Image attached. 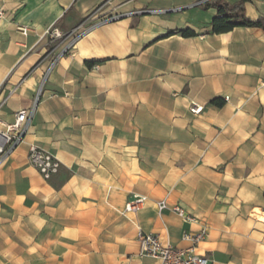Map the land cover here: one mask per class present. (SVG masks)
I'll return each mask as SVG.
<instances>
[{"label":"crops","instance_id":"obj_1","mask_svg":"<svg viewBox=\"0 0 264 264\" xmlns=\"http://www.w3.org/2000/svg\"><path fill=\"white\" fill-rule=\"evenodd\" d=\"M197 1L0 0L4 121L44 79L24 141L0 167V264H159L142 255L139 229L186 248L183 232L201 225L196 252L209 264H264V31L212 33L215 0ZM244 13L264 15V0H246ZM110 15L48 70L67 40L46 30ZM30 144L60 161L49 179L28 161ZM134 196L147 200L124 213Z\"/></svg>","mask_w":264,"mask_h":264},{"label":"built area","instance_id":"obj_2","mask_svg":"<svg viewBox=\"0 0 264 264\" xmlns=\"http://www.w3.org/2000/svg\"><path fill=\"white\" fill-rule=\"evenodd\" d=\"M208 0H198L196 4H205ZM150 11V10H149ZM1 15V13H0ZM119 15H110L100 18L93 24H86L85 21L70 32L63 35L57 29L46 30V34L49 35L51 40L63 39L67 40L65 45L61 48L59 53L52 59L50 63V70L56 61L67 53L76 41L87 31L94 28L97 25L107 23L115 20ZM23 34L27 33L26 27H19ZM44 81V79H43ZM42 83L40 84L35 99L32 105L27 109H21L13 113V119L10 122L4 121L1 117L3 106L6 102L7 97L0 98V167L9 159V157L15 152L18 146L24 141L25 135L30 127L36 105L38 102L39 95L42 89ZM258 87H264V79H262ZM224 100L227 101L228 97L225 96ZM189 112L196 115L199 114L203 106L195 103H191L189 106ZM28 161L33 165L36 170L40 173L43 179H49L52 175L58 172L60 167V161L50 151L36 145L30 144L28 147ZM146 196H134L128 200L125 205L123 212H136L141 209L145 201ZM156 208L158 212L163 211L167 208L166 200L161 199L156 202ZM178 216L189 222H194L195 217L185 214L182 207L175 205L171 208ZM208 235L207 225H201L197 231H184L182 239L188 241L190 245L186 248L174 247L168 243H163L159 236L153 233L143 232L140 229L137 233V239L141 245V253L144 256L155 258L159 261V264H209V259L200 255L196 252V248L200 242H202Z\"/></svg>","mask_w":264,"mask_h":264},{"label":"trees","instance_id":"obj_3","mask_svg":"<svg viewBox=\"0 0 264 264\" xmlns=\"http://www.w3.org/2000/svg\"><path fill=\"white\" fill-rule=\"evenodd\" d=\"M245 1L239 0L236 3L230 4L215 0L211 4H206V6H213L217 10V15L211 21L210 32L216 34L226 33L237 26L257 27L264 31V15L255 19L247 17L244 13ZM179 32L184 37L195 35V32L191 30H181ZM212 102L219 104L217 100H213Z\"/></svg>","mask_w":264,"mask_h":264}]
</instances>
